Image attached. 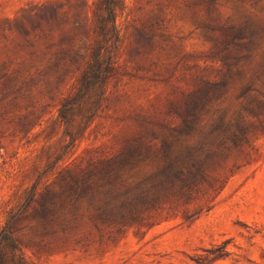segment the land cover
I'll list each match as a JSON object with an SVG mask.
<instances>
[{
	"label": "rangeland",
	"instance_id": "374dc122",
	"mask_svg": "<svg viewBox=\"0 0 264 264\" xmlns=\"http://www.w3.org/2000/svg\"><path fill=\"white\" fill-rule=\"evenodd\" d=\"M99 1L0 0V249L16 240L24 264H264V0H120L105 98L84 130L69 124L64 152L58 108L97 45ZM243 25L246 57L228 71L218 52ZM202 92L178 143L211 153L190 187L166 188L142 220L100 218L86 199L37 214L66 168L138 138L158 148ZM160 166L135 160L114 184L135 192Z\"/></svg>",
	"mask_w": 264,
	"mask_h": 264
},
{
	"label": "trees",
	"instance_id": "16d2710c",
	"mask_svg": "<svg viewBox=\"0 0 264 264\" xmlns=\"http://www.w3.org/2000/svg\"><path fill=\"white\" fill-rule=\"evenodd\" d=\"M119 3L120 0L99 1V12L93 30L97 45L95 49L87 53V59L83 62V69L74 92L65 97L58 108L56 120L58 124L65 125L63 134L68 139L62 147L64 152L75 140V132L68 129L69 124L76 121V128L84 130L98 114L105 98L106 84L113 71V61L108 55V47L115 48L118 40L115 9L119 7ZM234 29V36L223 44L218 52L221 53L220 59L228 71H231V67L239 60L246 57L243 51L248 50L251 37L246 25L237 26ZM237 74L239 75V72ZM204 96L205 92L195 94L185 104V110L181 114L182 127L174 130L172 134L165 135L158 148H153L138 138L127 142L116 154L90 159L84 165L66 168L58 180L59 190L49 192L43 198L37 214L44 220H48L58 206L68 201L86 199L93 204L100 218L120 221L131 218L142 220L147 217L144 213L149 205L160 203L166 188L174 185H179L180 188L190 187L199 180L205 158L211 153L206 151L202 157L201 150L182 149L178 143L180 136L187 133L195 122ZM240 133L243 136L245 132L240 131ZM150 135L156 136L154 133ZM238 138L237 133L232 134L233 140ZM151 154L159 157L161 166L153 174L149 183L135 192L120 191L114 184L117 172L131 162ZM32 197L33 194L28 200ZM4 239V233H1L0 244ZM18 245L16 240H12L10 244L12 252L9 254L0 249V264H24L22 257L15 253V250H19Z\"/></svg>",
	"mask_w": 264,
	"mask_h": 264
}]
</instances>
